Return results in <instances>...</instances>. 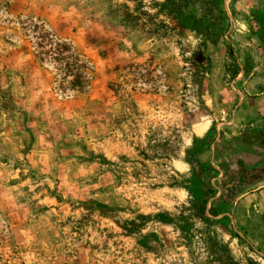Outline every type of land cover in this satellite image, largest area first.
Here are the masks:
<instances>
[{"label": "rangeland", "instance_id": "obj_1", "mask_svg": "<svg viewBox=\"0 0 264 264\" xmlns=\"http://www.w3.org/2000/svg\"><path fill=\"white\" fill-rule=\"evenodd\" d=\"M228 260L264 264V0H0V264Z\"/></svg>", "mask_w": 264, "mask_h": 264}, {"label": "trees", "instance_id": "obj_2", "mask_svg": "<svg viewBox=\"0 0 264 264\" xmlns=\"http://www.w3.org/2000/svg\"><path fill=\"white\" fill-rule=\"evenodd\" d=\"M29 27L31 29L30 32H36L42 26L30 24ZM40 34L39 41L41 42L42 40H45L46 45H48V49L42 51L36 48L32 49L33 57L37 62H41L42 60L38 56L41 54L45 55L48 52V55L50 57L52 55L54 60L58 59L60 61H64L63 68H61L62 74L59 75V79L61 80L64 77H68L69 79L67 83L69 89L76 94H80L82 89H84V87L86 88L88 85L87 80L90 78L89 73L91 64L87 58L79 52L74 50L70 51L64 41L60 40L49 31L44 30L40 32ZM51 44H53V46H50ZM36 47H40V44L38 43ZM226 264L234 263H230L228 260Z\"/></svg>", "mask_w": 264, "mask_h": 264}]
</instances>
